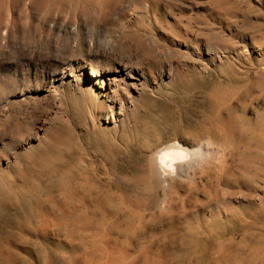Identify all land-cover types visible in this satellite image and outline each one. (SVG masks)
Listing matches in <instances>:
<instances>
[{
  "label": "rangeland",
  "instance_id": "obj_1",
  "mask_svg": "<svg viewBox=\"0 0 264 264\" xmlns=\"http://www.w3.org/2000/svg\"><path fill=\"white\" fill-rule=\"evenodd\" d=\"M187 1L203 18L183 16L178 40L215 34L212 64L178 61L115 122L86 88L44 96L39 139L0 170V264H264V0ZM141 2L132 32L167 31ZM15 87L3 78L0 96ZM31 113L13 116L16 137L34 132ZM154 162L175 175L161 183Z\"/></svg>",
  "mask_w": 264,
  "mask_h": 264
},
{
  "label": "bare ground",
  "instance_id": "obj_2",
  "mask_svg": "<svg viewBox=\"0 0 264 264\" xmlns=\"http://www.w3.org/2000/svg\"><path fill=\"white\" fill-rule=\"evenodd\" d=\"M89 1L76 10L58 0L56 12L44 15L45 0H14L10 20H0V83L5 78L16 86L12 95L0 96V170L15 151L39 139L44 122L38 107L46 94L56 98L61 89L86 88L102 97L110 111L105 120L115 122L131 104V90L154 87L180 60L196 67L212 64L219 55L215 34L210 41L196 37L192 49L178 40L188 31L183 16L203 18L193 11L194 1L142 0V9L156 13L167 29H159L156 36L132 32L139 13L131 8L134 0ZM216 6L211 1L205 12L216 16ZM28 109H33L28 116L35 122L34 132L16 137L21 128L13 116ZM177 167L169 170L154 162L163 184Z\"/></svg>",
  "mask_w": 264,
  "mask_h": 264
}]
</instances>
